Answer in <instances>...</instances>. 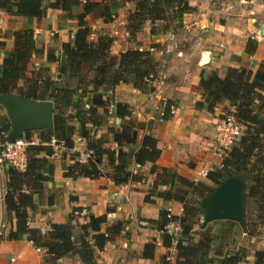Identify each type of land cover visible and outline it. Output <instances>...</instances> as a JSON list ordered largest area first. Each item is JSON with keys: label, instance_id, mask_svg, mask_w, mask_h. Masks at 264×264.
I'll use <instances>...</instances> for the list:
<instances>
[{"label": "trees", "instance_id": "1", "mask_svg": "<svg viewBox=\"0 0 264 264\" xmlns=\"http://www.w3.org/2000/svg\"><path fill=\"white\" fill-rule=\"evenodd\" d=\"M123 3L134 2L135 9L128 15L127 30L130 36L138 33L145 22H150V36L166 34L171 29L181 28L184 18L195 12L189 6L190 0H120ZM81 7L79 14L73 9ZM58 10L67 18L77 20V30L70 43L61 44L62 57L55 50H49L48 63H57V74L54 76L47 66L38 67L28 74L33 57L40 56L42 48H36L33 29L27 27L13 33L12 53L5 54L0 67V95H19L24 99L37 101L50 100L53 103V129L50 132L38 133L39 143H49L52 139L64 143L67 149L73 148L74 138H79L86 145V150L93 153L86 164L76 162L77 157L69 155L72 164L65 170L64 177L70 179L85 178L96 180L102 177L101 159L107 157L113 167V182L117 185L142 182L143 177L131 173L127 169L128 153L124 148L137 145L134 132L141 125L131 120V109L125 104H116L113 116L120 120L116 128L108 129L118 151L106 150V139L97 138L92 133L108 123L110 103L103 99L99 88L107 85L131 84L136 90L143 91L149 85L145 79L156 73L157 63L148 51L127 50L119 58L111 53L114 39L106 35H98L91 39L92 30L86 21L87 17L101 19L111 23L114 19L110 6L90 0H0V10L8 16L20 17L30 21L40 20L46 11ZM163 23L155 27L156 23ZM255 44L249 42L246 47L252 53ZM62 77L73 81V87L55 81ZM24 84L20 87V82ZM202 95V106L210 112L218 104L228 103L233 108L237 122L243 127V136L224 160L221 171L209 172L207 177L216 187L230 177H240L246 183L244 207L246 230L249 237L259 236L264 229V60L254 74L244 68H229L225 77L216 73L202 75L199 82ZM77 97L86 98L88 109L77 103ZM101 111V113H100ZM77 122V126L73 123ZM11 123L8 115L0 118V151L8 142ZM32 132H25L23 138L31 140ZM156 141L149 136H142L138 148L133 153V162L144 166L150 164V174H155L152 188L144 197L145 203H152L151 197L164 201H175L182 205L180 217L173 216L171 221L178 220L182 228L175 264H241L245 251H231L232 234L212 235L208 226L204 230H195L201 217L199 202L213 189L202 183L184 181L183 190H158L160 186H168L166 170L155 165L160 157ZM53 149L49 146L33 145L26 149V167L19 172L9 165L6 167L7 183L3 195V204L8 221L7 241H20L26 237L32 246L44 250L47 264H56L62 258L77 256L84 263L94 260L95 251H102L104 246L122 230V224L116 223L101 231L106 222V215L89 216L88 221L79 227L75 236L71 222L74 212L68 216L65 224H52L46 233L28 226L29 212L34 211L36 204L33 197L42 198L44 185L52 182L53 165L50 159ZM163 175L165 180L162 179ZM214 187V188H215ZM58 192V191H55ZM53 197L49 195L48 203ZM167 212L161 211L158 221L151 223L162 232L165 248L170 247L171 237L164 233L170 222ZM14 216V223H13ZM226 229L238 226L230 221H218ZM211 224V223H210ZM198 239L195 240L194 237ZM152 244L146 245L144 253H151ZM149 250L150 252H148ZM253 264H264V251L253 254ZM160 264H168L166 257Z\"/></svg>", "mask_w": 264, "mask_h": 264}, {"label": "crops", "instance_id": "2", "mask_svg": "<svg viewBox=\"0 0 264 264\" xmlns=\"http://www.w3.org/2000/svg\"><path fill=\"white\" fill-rule=\"evenodd\" d=\"M101 2L102 0H90ZM110 6L114 19L104 23L101 19L87 17L86 21L92 30L91 39L98 35H106L114 39L111 53L119 56L127 50L148 51L157 63L153 82L145 90H136L131 84L103 86L99 92L112 108H108L110 118L104 126L94 129L92 133L97 138L107 140L104 148L117 152L108 129L116 128L120 120L113 116L115 105L125 104L131 109V120L141 125L136 130L137 145L124 148L128 153L127 169L143 177L142 182L117 185L113 182V165L103 156L100 164L102 177L96 180L85 178H65V169L73 162L70 156L52 157V182L44 185L42 198L34 196L35 210L29 212L28 226L46 233L52 224H65L73 210L80 214L73 218L71 225L75 236L79 227L88 221L89 216L106 215V222L101 231L116 223L122 224L120 234L108 242L102 251H95L94 260L89 264H160L162 258L168 257L169 247L162 242V232L156 229L152 221L160 219V212H170L175 217L182 214V205L175 201H164L151 197L152 203H145L144 197L152 188L155 174H150V164L144 166L133 162V153L138 148L142 136H149L157 143L160 157L155 165L166 170L168 183L170 174H174V184L171 189L183 190L184 181L214 187L208 177L199 176L200 172H215L219 165L224 164L214 157L212 146L215 138V126L226 111L232 108L228 103L218 104L210 112L202 106V95L199 82L202 77L216 73L224 78L229 68H244L254 74L259 64L264 60V2L261 0H190L189 6L195 12L184 18L181 28L170 30L166 34L151 37L152 25L145 22L140 31L130 36L127 30L128 15L135 9L134 2L123 3L120 0H103ZM245 1L247 4H243ZM81 7L73 9L79 14ZM253 12L254 15H251ZM163 23H156L161 27ZM31 27L36 48H42L40 56L33 57L29 73L37 64L47 66L51 73L57 74V63H48L49 50H55L62 57L61 44L70 43L77 30V20L67 18L58 10L48 9L40 20L28 21L20 17L8 16L0 10V67L5 54L12 53L13 33ZM255 44L252 53L246 52L247 44ZM204 56L207 63L200 65ZM59 83L73 87L74 82L62 77ZM24 80L20 82V87ZM16 95V94H14ZM50 101V100H49ZM52 102V101H51ZM77 103L84 106L87 99L77 97ZM0 108L5 107L0 104ZM0 112V118L7 115ZM101 113V111H100ZM159 113L164 114L162 122L158 120ZM77 126V122L73 123ZM37 134L38 131H31ZM37 137H35L36 139ZM38 139V138H37ZM86 151V145L81 142L75 146V157ZM0 173V264H47L44 250L36 249L26 237L20 241H7L9 230L6 219L3 195L6 189V168ZM218 169V170H217ZM165 180V176L162 177ZM168 186L158 187L159 191L169 190ZM214 189V188H213ZM58 191V192H55ZM52 196V203L48 197ZM14 223V216H13ZM214 232V229H213ZM219 234H216L218 236ZM242 241L237 249L245 251L241 264H253V254L264 251V229L259 236L242 235ZM152 244L151 253H144L146 245ZM233 241L230 250L233 252ZM150 252L149 250H147ZM175 259V257H174ZM175 264V260L167 261ZM56 264H87L77 256L58 260Z\"/></svg>", "mask_w": 264, "mask_h": 264}, {"label": "water", "instance_id": "3", "mask_svg": "<svg viewBox=\"0 0 264 264\" xmlns=\"http://www.w3.org/2000/svg\"><path fill=\"white\" fill-rule=\"evenodd\" d=\"M260 31L261 35H264V26ZM207 61V56H204L200 65H205ZM0 104L5 107L11 123L9 142L23 137L25 132H50L53 129V103L49 100L37 101L24 99L19 95H0ZM174 177L173 173L170 174V189L173 187ZM245 189L246 183L242 178L230 177L201 199L199 209L202 221L199 229L204 230L213 222L230 221L236 223L246 235Z\"/></svg>", "mask_w": 264, "mask_h": 264}, {"label": "built area", "instance_id": "4", "mask_svg": "<svg viewBox=\"0 0 264 264\" xmlns=\"http://www.w3.org/2000/svg\"><path fill=\"white\" fill-rule=\"evenodd\" d=\"M264 1V0H263ZM251 15H254L253 12H250ZM38 69V65H34V70ZM55 81H59V79L56 77L54 78ZM153 82V76H149L147 79H145V83L147 85H151ZM110 108L113 107V105H109ZM85 109L89 108V105H84ZM233 108L229 111H226L225 114L222 116L221 119L217 122L215 126V138H214V144L212 146L213 149V155L214 157L218 158L219 160L223 161L228 156L229 151L235 147L238 142L240 141L241 137L243 136V127L237 122ZM164 119V114L159 113L158 120L162 122ZM81 139L74 138L73 140V148L67 149L63 142L56 141L55 139H52L49 143H39L37 140H26L25 138L21 137L19 139H16L14 142H5L1 146L0 151V164L7 163L10 167L13 169L23 172L26 167V149L29 146L33 145H43V146H49L53 149V155L52 157H61L62 155L69 156L72 153L75 152V146L77 143H81ZM114 147H117L116 144H114ZM93 153L91 151H85L82 153L76 160L79 164H86L92 159ZM224 164H220L219 168L223 169ZM199 176L206 177L207 173L200 172ZM197 183V181H194ZM80 214L79 211H75L74 215L78 216ZM173 215L170 212H167L166 218L170 220L168 225L164 228V233L169 235L171 237V244L169 247V255L167 257V261L170 262L171 260H175L174 257L176 255V248L179 242V239L182 234V228L180 225V222L178 220L171 221V218Z\"/></svg>", "mask_w": 264, "mask_h": 264}, {"label": "rangeland", "instance_id": "5", "mask_svg": "<svg viewBox=\"0 0 264 264\" xmlns=\"http://www.w3.org/2000/svg\"><path fill=\"white\" fill-rule=\"evenodd\" d=\"M262 2H264L263 0H261ZM243 4H247L245 1H243L242 2ZM0 112H4L5 113V111H4V109L3 108H0ZM3 113V114H4ZM35 137H38L37 136V134H34L33 132H32V134H31V139L32 140H37V138L35 139ZM7 163H2V166H3V168H6L7 167ZM218 170V169H217ZM222 169H220L219 168V170L218 171H221ZM0 173L1 174H3V169L2 168H0ZM215 187V186H214ZM213 187V188H214ZM212 188V189H213ZM201 221H202V216L200 217V219H198V224H201ZM208 228V230H209V233L210 234H212V235H216V234H222V235H227V234H229V233H231L232 234V241H233V244H232V246H233V250L234 251H237L236 250V247H237V244L240 242V241H242V235H243V233L241 232V230H240V228L238 227V226H233L231 229H226V228H224L223 226H222V224L221 223H211V224H209V226L207 227ZM194 229L195 230H199V228H198V225H196L195 227H194ZM213 229H214V232H213ZM194 239L195 240H197L198 239V237L197 236H195L194 237ZM240 249V248H239Z\"/></svg>", "mask_w": 264, "mask_h": 264}]
</instances>
